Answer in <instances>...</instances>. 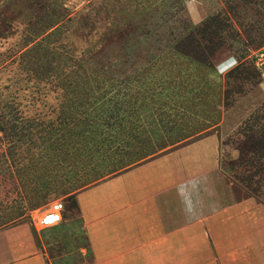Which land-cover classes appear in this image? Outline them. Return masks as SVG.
Segmentation results:
<instances>
[{
    "label": "rangeland",
    "instance_id": "rangeland-1",
    "mask_svg": "<svg viewBox=\"0 0 264 264\" xmlns=\"http://www.w3.org/2000/svg\"><path fill=\"white\" fill-rule=\"evenodd\" d=\"M210 135L264 202V0H0V220L49 262L86 264L94 187Z\"/></svg>",
    "mask_w": 264,
    "mask_h": 264
},
{
    "label": "crops",
    "instance_id": "crops-1",
    "mask_svg": "<svg viewBox=\"0 0 264 264\" xmlns=\"http://www.w3.org/2000/svg\"><path fill=\"white\" fill-rule=\"evenodd\" d=\"M219 141L201 138L89 191L86 264H264V202L223 193ZM2 220L0 264H53L27 224Z\"/></svg>",
    "mask_w": 264,
    "mask_h": 264
},
{
    "label": "built area",
    "instance_id": "built-area-1",
    "mask_svg": "<svg viewBox=\"0 0 264 264\" xmlns=\"http://www.w3.org/2000/svg\"><path fill=\"white\" fill-rule=\"evenodd\" d=\"M56 211L55 212H48L46 213L40 220L41 224L44 226H54L61 222L62 220V214L60 212V205H56Z\"/></svg>",
    "mask_w": 264,
    "mask_h": 264
},
{
    "label": "bare ground",
    "instance_id": "bare-ground-1",
    "mask_svg": "<svg viewBox=\"0 0 264 264\" xmlns=\"http://www.w3.org/2000/svg\"><path fill=\"white\" fill-rule=\"evenodd\" d=\"M103 197H104V196H103ZM89 210H90V209H89ZM49 212H51V211H49ZM46 213H48V212H46ZM46 213L44 212V214H43V215H45ZM43 215H41V217H42Z\"/></svg>",
    "mask_w": 264,
    "mask_h": 264
}]
</instances>
